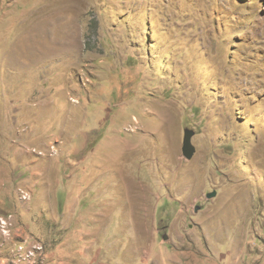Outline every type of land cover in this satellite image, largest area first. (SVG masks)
I'll list each match as a JSON object with an SVG mask.
<instances>
[{"label":"rangeland","instance_id":"374dc122","mask_svg":"<svg viewBox=\"0 0 264 264\" xmlns=\"http://www.w3.org/2000/svg\"><path fill=\"white\" fill-rule=\"evenodd\" d=\"M182 261L264 264V0H0V264Z\"/></svg>","mask_w":264,"mask_h":264},{"label":"water","instance_id":"95a60500","mask_svg":"<svg viewBox=\"0 0 264 264\" xmlns=\"http://www.w3.org/2000/svg\"><path fill=\"white\" fill-rule=\"evenodd\" d=\"M193 133L190 132H186L184 134V138H183V143H182V147H181V151H182V155L185 159L190 160L194 153H195V147L193 146V144L191 143V137H192ZM216 193L215 191L208 193L206 195L207 198H213L215 197ZM199 207H196V210H198ZM163 239L166 240L167 237L164 235Z\"/></svg>","mask_w":264,"mask_h":264},{"label":"crops","instance_id":"0c3cea01","mask_svg":"<svg viewBox=\"0 0 264 264\" xmlns=\"http://www.w3.org/2000/svg\"><path fill=\"white\" fill-rule=\"evenodd\" d=\"M169 264H172V263H169ZM178 264H186V263L182 261V263L180 262V263H178ZM187 264H188V263H187Z\"/></svg>","mask_w":264,"mask_h":264}]
</instances>
